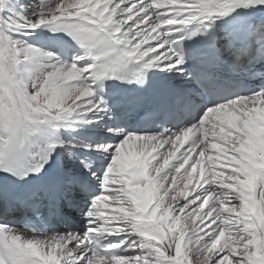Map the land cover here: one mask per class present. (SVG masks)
<instances>
[{
  "label": "snow or ice",
  "instance_id": "1",
  "mask_svg": "<svg viewBox=\"0 0 264 264\" xmlns=\"http://www.w3.org/2000/svg\"><path fill=\"white\" fill-rule=\"evenodd\" d=\"M0 264H264V0H0Z\"/></svg>",
  "mask_w": 264,
  "mask_h": 264
}]
</instances>
